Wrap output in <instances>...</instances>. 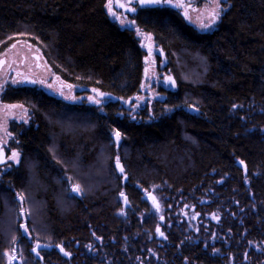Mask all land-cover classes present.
Segmentation results:
<instances>
[{"label": "trees", "instance_id": "trees-1", "mask_svg": "<svg viewBox=\"0 0 264 264\" xmlns=\"http://www.w3.org/2000/svg\"><path fill=\"white\" fill-rule=\"evenodd\" d=\"M107 2L0 0V54L27 38L58 77L100 101L6 89L2 102L29 107L33 118L11 129L21 160L0 179V264L12 231L25 264H264V0H227L207 33L169 7L137 10L133 21L165 54L177 87L162 92L148 122L123 116L119 100L140 93L145 52L133 29L111 20ZM63 174L82 188L80 198L68 197ZM151 185L166 187L175 202L209 198L202 214H218L219 223L208 222V236L202 229L187 240L174 227L156 240L157 217L136 188ZM121 192L128 217L120 215ZM15 194L27 207L35 201L41 230L30 226L31 241L51 250L30 253L14 220Z\"/></svg>", "mask_w": 264, "mask_h": 264}, {"label": "rangeland", "instance_id": "rangeland-1", "mask_svg": "<svg viewBox=\"0 0 264 264\" xmlns=\"http://www.w3.org/2000/svg\"><path fill=\"white\" fill-rule=\"evenodd\" d=\"M109 2L110 0H108L106 4V11L109 17L122 28L133 29L136 38L144 49L145 69H148L147 73L144 70L140 93L131 99L129 102L130 104L122 107V109L125 110L123 116H128L131 121L138 122L143 121V117L147 116L149 117V119L146 118L148 122L152 118L154 105L164 100L162 92L169 90L174 91L177 87L176 83H174V85L172 83L173 81L175 82L173 75L166 69L167 59L165 54L158 47L153 45L149 39L146 38L145 34L137 28L133 21V16L140 8L169 7L180 12L187 23L193 26L197 31L207 33L212 32L216 28L225 10L227 0H167V2L166 0H161L159 5L143 3L142 0H111L112 12L115 13V15L109 13L107 7ZM217 4H219L220 14L213 22L212 13ZM118 5H124V7H118ZM175 5L182 6L176 7ZM130 9H135V11H131ZM185 13H187V15H185ZM205 24L209 25V27L205 28L202 26ZM13 45H15V47H13ZM169 77H171V80L167 79ZM183 77L187 78L186 76ZM33 80L37 81V83H31ZM39 81H43V83ZM49 85H51V87H49ZM21 87H34L50 96L58 99L60 98L67 103H81L83 101L94 103L89 100V97H93V95L90 96L87 93L83 94L81 88L66 83L55 74L47 63L43 50L39 45L32 43V41L27 38H18L15 43L0 54V179L3 174L17 167L21 160V152L17 147L18 141L11 129L27 127L32 124V110L29 107L20 104L10 105L2 102V96L6 89ZM65 97H69V99H65ZM242 108V106H236L234 110H242ZM113 142L116 144L114 140ZM13 153L17 155L14 159H10ZM102 157L103 155L101 154L99 160H101ZM117 157L118 155L112 157L113 165L116 163ZM105 162L106 159H104V163L103 161L100 162L98 168L101 170L104 169L106 167ZM114 169L116 173L121 176L115 167ZM101 170H99V172ZM63 176L67 175L63 174ZM63 176L62 181L64 182ZM77 177L78 181L82 180L81 177L79 178L78 173ZM81 184L85 189L87 185L84 183ZM147 190L153 194L159 204V211L156 213L153 206L147 202V214L157 217V226H159L161 232L164 233L163 236H160L156 232V226L155 235L158 241L164 242L167 237L166 232L174 227L183 231L187 240L197 238L202 229H204L203 235L208 236L211 228L208 222L211 224L219 223L218 214H202L207 212V209L203 207L210 204L211 201L209 198L196 199L197 203L193 205L184 203L185 201L181 200L175 202L174 199L168 195L169 192L164 186L151 185ZM66 191L68 192V197H75L72 195L68 185H66ZM80 194H84L82 188ZM19 197V194H15L16 207L14 206L13 211L16 213V218L14 217V220L18 221L20 234L29 239L30 253H32V249L36 247L37 244L41 243L40 240L31 241L32 236L30 234V226H37L34 231L35 233L41 230L38 223L39 208L35 201H33L32 206L29 205V207H27L25 203L26 199L25 201L24 199L21 201ZM64 200L65 199L62 201L65 202ZM141 200L146 202L143 196ZM121 212H123L121 216L128 217L129 213L127 210L122 209ZM203 215L204 217H202ZM161 217H163V220H161ZM8 218H11L10 215H8L6 219ZM4 225L6 224H3V229ZM21 225H25L29 231L25 233L23 228L20 227ZM3 231L5 233L8 232L5 229ZM35 235L40 236L38 233ZM17 240L18 239L12 231L7 243V251L4 253V264L26 263L24 255L25 247L21 244V241ZM92 253L96 254L95 251H92Z\"/></svg>", "mask_w": 264, "mask_h": 264}, {"label": "snow or ice", "instance_id": "snow-or-ice-1", "mask_svg": "<svg viewBox=\"0 0 264 264\" xmlns=\"http://www.w3.org/2000/svg\"><path fill=\"white\" fill-rule=\"evenodd\" d=\"M142 2L143 3H148V4H156V5H159L161 3V0H142ZM166 2H167V0H166ZM175 6L176 7H181L182 5H175ZM107 7H108V10H109V13L112 14V15H115V13L112 12L111 0H110L109 4L107 5ZM118 7H124V5H118ZM130 10L131 11H135V9H130ZM219 14H220V12H219V4H217L216 8L213 10V13H212V21L213 22L218 18ZM185 15H187V13H185ZM202 26L205 27V28L206 27H209V25H207V24L202 25ZM13 47H15V45H13ZM147 71H148V69H145V72L146 73H147ZM167 79L171 80V77H169ZM39 82L40 83H43V81H39ZM31 83H37V81L33 80V81H31ZM172 83L174 85L175 82L173 81ZM49 87H51V85H49ZM100 95H102V94H100ZM65 99H69V97H65ZM89 100L92 101V102H94V103H100L99 100H95L93 97H89ZM116 139H117V141H119V139H120V133L119 132L116 133ZM16 155H17L16 153H13L12 154V157H10V159H14L16 157ZM241 163H243V162L241 161ZM116 167H117V169H119V171L121 173L124 172V168L120 164L119 157H117V159H116ZM69 179L71 180L72 178L69 177ZM72 192H74V193H80L81 192L80 186L78 184L77 185H74L72 187ZM120 195L121 196H124V193L121 192ZM19 198H20L21 201H23V199H24V197H23L22 194L20 195ZM150 198L153 200L154 206L156 207L157 211H159V204L156 202V198L154 196L153 197H150ZM125 204H127V198L126 197H125ZM121 214H123V212H121ZM193 218H195V217H193ZM213 218H216V217H213ZM161 220H163V217H161ZM20 227L23 228V230H24L25 233H27L29 231L28 228L25 225H21ZM156 232L160 236H163L164 235V233L161 232L159 226H157ZM39 247H40V245L37 244V246L32 249V251L35 252L37 255H39V251H38ZM60 251L61 252H64V255H66V256L69 255V253L65 252L63 248H61Z\"/></svg>", "mask_w": 264, "mask_h": 264}, {"label": "bare ground", "instance_id": "bare-ground-1", "mask_svg": "<svg viewBox=\"0 0 264 264\" xmlns=\"http://www.w3.org/2000/svg\"><path fill=\"white\" fill-rule=\"evenodd\" d=\"M147 39H149L150 40V42H152L151 41V39L148 37ZM169 91H171V90H169ZM93 98L95 99L96 98V96L93 94ZM131 100H129V101H120L119 100V103L121 104V108L124 106H127L128 104H130L129 102H130ZM116 134V133H115ZM115 134H113V136L115 135ZM114 140V139H113ZM115 141V140H114ZM119 142V141H118ZM118 142H116V144L118 145L119 143ZM64 177L65 178H68L69 179V177L68 176H63V180H64ZM123 177V179L125 178L124 176H122ZM70 180V179H69ZM71 181V180H70ZM64 182L66 183V185H68L69 186V188L70 187H72V186H74V184H72V181H71V185H69L68 184V182H66L65 180H64ZM139 191H140V193H141V196H143L144 197V200H146V202H148L149 204H151L152 206H153V208L155 209V211H156V213H158V211H157V209H156V207L154 206V203H153V200L150 198V197H153V194L151 193V192H149L147 189H142V188H140V187H136ZM70 191H71V189H70ZM71 193H72V191H71ZM120 196L121 195H119V199H120ZM124 196L126 197V195H125V193H124ZM80 197H81V194H80ZM77 198V197H76ZM127 198V197H126ZM120 201H121V203H122V209L123 210H128V208H130V204H129V202H128V200H127V206L126 207H124V203H123V201L120 199ZM156 202H157V200H156ZM158 203V202H157ZM120 215H121V211H120ZM40 245V247H39V249H38V251H39V255H40V253H41V251H43V250H51L52 249V247L51 246H49V245H45V244H39ZM57 249L58 250H60L61 249V247H57ZM32 253L34 254V256H39V255H37L35 252H33L32 251Z\"/></svg>", "mask_w": 264, "mask_h": 264}, {"label": "water", "instance_id": "water-1", "mask_svg": "<svg viewBox=\"0 0 264 264\" xmlns=\"http://www.w3.org/2000/svg\"><path fill=\"white\" fill-rule=\"evenodd\" d=\"M81 91L84 92V91H86V90H85V89H82ZM113 139L115 140V142H118L117 139H116V134L113 136ZM120 164H121V163H120ZM121 165H122V164H121ZM114 167L116 168V170L118 171V173H119L121 176H124V172L121 173V172L119 171V169H117V167H116V163L114 164ZM124 179H125V178H124ZM64 180H65L66 182H68L69 185H71V181H70L68 178H65V177H64ZM72 187H73V186H72ZM72 187H70L71 191H72ZM72 195L75 196V197H77V198H80V193H74V192H72ZM120 199L123 201V203H124V207H126L127 205L125 204V196H120Z\"/></svg>", "mask_w": 264, "mask_h": 264}]
</instances>
